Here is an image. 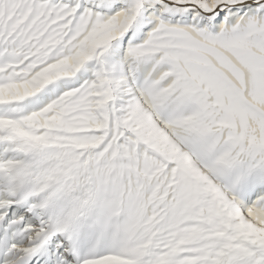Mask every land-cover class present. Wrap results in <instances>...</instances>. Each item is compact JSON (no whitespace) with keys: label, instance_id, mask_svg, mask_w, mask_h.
I'll list each match as a JSON object with an SVG mask.
<instances>
[{"label":"snow or ice","instance_id":"6c2138e0","mask_svg":"<svg viewBox=\"0 0 264 264\" xmlns=\"http://www.w3.org/2000/svg\"><path fill=\"white\" fill-rule=\"evenodd\" d=\"M0 264H264V0H0Z\"/></svg>","mask_w":264,"mask_h":264}]
</instances>
